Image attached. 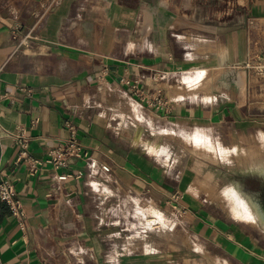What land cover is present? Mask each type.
<instances>
[{"label": "crops", "instance_id": "1", "mask_svg": "<svg viewBox=\"0 0 264 264\" xmlns=\"http://www.w3.org/2000/svg\"><path fill=\"white\" fill-rule=\"evenodd\" d=\"M261 20L264 0H0V175L14 183L24 212L0 202V264H54L56 246L67 241L60 230L77 227L68 215L87 214L91 201L106 215L110 204H122L123 191L193 214V229L210 227L217 243L225 235L237 264H264L255 210L223 199L235 186L264 212V187L217 191V203L249 223L240 229L190 189L171 156L189 138L213 154L227 149L209 140L213 127L238 115L228 103L233 90L197 99L179 90L170 97L166 86H185L189 70L220 71L229 86ZM163 92L162 108L150 107ZM68 122L88 155L55 168L46 160L68 142ZM22 129L27 146L7 135ZM235 148L243 170L264 185V166L250 168L264 155ZM91 160L110 170L93 169Z\"/></svg>", "mask_w": 264, "mask_h": 264}, {"label": "rangeland", "instance_id": "2", "mask_svg": "<svg viewBox=\"0 0 264 264\" xmlns=\"http://www.w3.org/2000/svg\"><path fill=\"white\" fill-rule=\"evenodd\" d=\"M252 25H256L257 32L250 45L248 58L241 64V69L230 77L233 83L231 82L229 86L225 84L226 76L217 70L214 72L189 70L182 74L185 86L166 85L170 97L175 96L178 90L197 99L210 98L214 91L221 94L226 92L228 87L234 92L232 97H235V101L228 103L232 104L238 115L227 123L213 127V139L209 140L218 147L229 150H220L221 155L215 151L213 154L206 147L199 146L198 143L201 141L195 138L192 142L189 138L179 140V147L172 149L173 154L171 153L174 166L184 172L189 186L192 187L190 189L203 199L208 198L216 204H218L216 196L219 189L234 184L242 188L250 184L254 190H262L264 187L256 173L243 170L245 159L241 156L242 150L235 148L244 146L248 151H258L264 155V20L255 21ZM245 57L246 53L242 60ZM158 87L162 88V85ZM165 95L163 92L155 99L151 98L150 107L157 108L158 101L164 102ZM219 103L227 102L219 101ZM111 193H115L113 189ZM223 199L229 203L234 202L232 197ZM119 200L122 204H110L106 215L98 212V207L93 201L87 214H69V219L75 218L77 227L60 230L61 233L56 234L60 241L64 239L67 241L56 246L57 258L53 263H238L232 253L226 250L225 235L224 238L219 237L220 241L217 243V237L210 227L196 230L192 228L193 214L179 213L174 211V207L172 209L160 207L153 202L147 204L133 200L126 191H123ZM150 205L158 212L152 207L149 212ZM218 209L219 217L226 223L238 221L240 229L248 226L247 221L235 218L219 204Z\"/></svg>", "mask_w": 264, "mask_h": 264}, {"label": "built area", "instance_id": "3", "mask_svg": "<svg viewBox=\"0 0 264 264\" xmlns=\"http://www.w3.org/2000/svg\"><path fill=\"white\" fill-rule=\"evenodd\" d=\"M28 38H31V34L27 35ZM130 82V81H128ZM159 104L157 108H162L165 104L162 100L158 101ZM154 104V103H153ZM67 129L69 131L68 142L64 146L57 147L53 149L50 153V157L46 160V163L52 164L55 168H60L62 166H68L71 164L74 158H85L87 157V152L84 151L82 144L79 142L77 136V128L72 122L67 123ZM18 139V141L23 145L27 146L28 139L25 136V131L22 129L14 134H7ZM4 137L0 133V140ZM91 167L93 169H103L109 171L110 167L105 164H99L97 160H91ZM80 172L79 175H81ZM68 175H62V179H67ZM0 202L8 203L11 208L14 210V213L18 216H23L24 212L21 209L20 200L17 198V190L14 183L8 179L1 177L0 175Z\"/></svg>", "mask_w": 264, "mask_h": 264}, {"label": "bare ground", "instance_id": "4", "mask_svg": "<svg viewBox=\"0 0 264 264\" xmlns=\"http://www.w3.org/2000/svg\"><path fill=\"white\" fill-rule=\"evenodd\" d=\"M201 73V72H200ZM264 166V156H255L250 161V168L257 169ZM229 193L231 194L234 202L243 205V202L246 201L251 206L252 210H255V224L259 226L264 231V212L257 210L256 206L246 199L243 193L237 189L235 186L230 187ZM238 217H241L242 214H236Z\"/></svg>", "mask_w": 264, "mask_h": 264}]
</instances>
